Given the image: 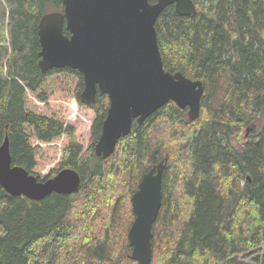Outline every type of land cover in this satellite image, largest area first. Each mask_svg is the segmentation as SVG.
<instances>
[{"label": "trees", "instance_id": "obj_1", "mask_svg": "<svg viewBox=\"0 0 264 264\" xmlns=\"http://www.w3.org/2000/svg\"><path fill=\"white\" fill-rule=\"evenodd\" d=\"M192 2L193 15L167 6L154 27L164 70L203 84L199 117L169 102L102 159L107 95L88 106L80 72L39 68V22L63 0H0V146L40 182L64 169L81 179L42 201L0 186V264H138L130 199L163 160L150 264H264V0ZM69 104L89 121L85 146Z\"/></svg>", "mask_w": 264, "mask_h": 264}, {"label": "water", "instance_id": "obj_2", "mask_svg": "<svg viewBox=\"0 0 264 264\" xmlns=\"http://www.w3.org/2000/svg\"><path fill=\"white\" fill-rule=\"evenodd\" d=\"M167 6H174L184 17L195 12L192 0H157L155 4L148 0H63L62 13L45 15L39 22L41 71L69 67L80 72L85 83L81 99L88 106L95 105L97 93L108 97L97 157H110L118 141L130 133L134 120L142 124L169 102L187 109L189 121L199 117L202 82L163 68L154 25ZM163 170L164 160L142 177L130 199L134 221L128 242L138 264L151 261ZM80 180L78 173L64 169L39 182L12 166L7 138L0 146V186L9 196L42 201L52 194L70 195Z\"/></svg>", "mask_w": 264, "mask_h": 264}, {"label": "rangeland", "instance_id": "obj_3", "mask_svg": "<svg viewBox=\"0 0 264 264\" xmlns=\"http://www.w3.org/2000/svg\"><path fill=\"white\" fill-rule=\"evenodd\" d=\"M220 94H218V96H220L221 95V92H219ZM65 105H67V103H65ZM42 105H38V109L39 110H41L42 109ZM68 113H70V114H72V113H74V116H70V114H69V117L67 118V121H76V123L74 124L75 125V127H76V132H77V136H80L79 138L80 139H82V128L84 127V124H85V126H86V128H88V125H89V121L88 120H86L85 119V115L83 114V112H81L80 111V114L79 113H77L73 108H71V105L69 104L68 105ZM68 115V114H67ZM82 144H83V146H85L86 145V141H84V139H82ZM241 185H242V182H241ZM245 256H247V255H245ZM256 255H253V256H250V257H244L243 256V258H242V256H239V259L241 260V261H243V262H246V263H250V264H252V260H253V258L255 257Z\"/></svg>", "mask_w": 264, "mask_h": 264}, {"label": "bare ground", "instance_id": "obj_4", "mask_svg": "<svg viewBox=\"0 0 264 264\" xmlns=\"http://www.w3.org/2000/svg\"><path fill=\"white\" fill-rule=\"evenodd\" d=\"M98 139H99V138H98ZM98 142H99V140H97V143L95 144V147H94V152H96V149H97ZM39 182H40V181H39Z\"/></svg>", "mask_w": 264, "mask_h": 264}, {"label": "built area", "instance_id": "obj_5", "mask_svg": "<svg viewBox=\"0 0 264 264\" xmlns=\"http://www.w3.org/2000/svg\"><path fill=\"white\" fill-rule=\"evenodd\" d=\"M72 116H74V115H72ZM72 116H71V117H72Z\"/></svg>", "mask_w": 264, "mask_h": 264}, {"label": "flooded vegetation", "instance_id": "obj_6", "mask_svg": "<svg viewBox=\"0 0 264 264\" xmlns=\"http://www.w3.org/2000/svg\"><path fill=\"white\" fill-rule=\"evenodd\" d=\"M186 114H187V112H186Z\"/></svg>", "mask_w": 264, "mask_h": 264}]
</instances>
